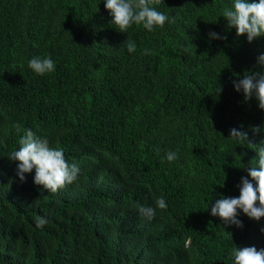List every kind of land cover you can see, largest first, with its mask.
<instances>
[{
	"label": "trees",
	"instance_id": "1",
	"mask_svg": "<svg viewBox=\"0 0 264 264\" xmlns=\"http://www.w3.org/2000/svg\"><path fill=\"white\" fill-rule=\"evenodd\" d=\"M0 264H264V0H0Z\"/></svg>",
	"mask_w": 264,
	"mask_h": 264
}]
</instances>
